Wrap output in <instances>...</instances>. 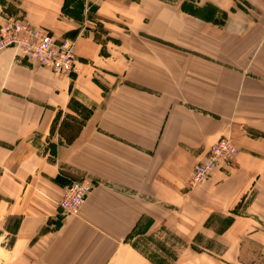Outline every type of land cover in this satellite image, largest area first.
I'll list each match as a JSON object with an SVG mask.
<instances>
[{"label": "crops", "instance_id": "1", "mask_svg": "<svg viewBox=\"0 0 264 264\" xmlns=\"http://www.w3.org/2000/svg\"><path fill=\"white\" fill-rule=\"evenodd\" d=\"M9 15L73 41L78 72L0 52V264H163L161 231L220 247L180 264H264V0H0ZM222 137L240 152L189 190Z\"/></svg>", "mask_w": 264, "mask_h": 264}, {"label": "built area", "instance_id": "2", "mask_svg": "<svg viewBox=\"0 0 264 264\" xmlns=\"http://www.w3.org/2000/svg\"><path fill=\"white\" fill-rule=\"evenodd\" d=\"M22 31L26 39L20 36H10L12 33ZM15 48L30 60L51 68L58 75L74 70L75 51L68 40H58L48 30L23 25L18 19L10 18L0 26V51L9 45ZM229 137H222L210 148V156L196 164V171L192 179L202 180L211 175L214 165L232 161L238 154L230 148ZM223 152V153H222ZM222 153V154H220ZM94 187L93 182L88 178L85 181L71 183L67 186L59 200V208L68 216H78L83 205Z\"/></svg>", "mask_w": 264, "mask_h": 264}, {"label": "rangeland", "instance_id": "3", "mask_svg": "<svg viewBox=\"0 0 264 264\" xmlns=\"http://www.w3.org/2000/svg\"><path fill=\"white\" fill-rule=\"evenodd\" d=\"M10 18L18 19L23 25H26V24L30 25V23L28 21H26V19H24L23 17H18V16H15V15H13V16L9 15V16H7V19H10ZM36 28L45 30L42 27H36ZM14 35H17V36H20L21 35V38L22 39L23 38H25V39L27 38L26 37V34L24 32H22V31H17L16 33L10 34L11 37H13ZM68 41L71 43V46H72V48L75 51V44H74V42L71 41V40H68ZM7 49H16V48H15V45L13 44V45H9V46L5 47L1 51H5ZM74 59H75V67H74V70L67 71L65 73H60L58 75L55 73V71H53V73L55 74V76H57V77H59L61 79L62 78L63 79H65V78L66 79L72 78V75H74V74H76L78 72V70H77V64H76L77 63L76 56L74 57ZM41 66L47 67L45 65H41ZM47 68H49V67H47ZM229 139L231 141L230 143H232V144H231L230 148L228 149V152L230 150L234 149V150H236L239 153L240 152V149H239L238 145L231 138H229ZM222 153H220V154H222ZM206 156L207 157L210 156V149H208V151L206 153ZM196 164H195L194 169L192 171L191 178L187 182V186L186 187L189 190H193V189L197 188L198 186L206 183L207 181H209L211 179V175L207 176L205 179H202L200 181L197 180V179H195V178L192 179L193 173H195V171H196ZM230 164H231V161L230 162H226V163L223 162L221 165L216 163V165H214V171L213 172L218 171V170L219 171H222L223 169H225ZM86 179H88V177L77 178V179H74L71 183H77V182L85 181ZM71 183H69V184H71ZM259 188H260V190L262 192V190L264 189V184H262V186L259 187ZM259 188L258 187H255V188L252 189V192L251 193L254 194L255 198L259 194ZM147 237L149 238L150 241H153L154 244L151 247V249L156 254L157 258L159 260H162L163 261V264H171V262L173 263V259H175V258H176L175 260H177V263L176 264H180L178 262L177 257H176L177 249H178V251L179 250L181 251L183 249L184 250L187 249L188 247L185 244L186 242H180V241L177 240V238H175V237H177V235L175 233H173L171 231H167V232H162L161 231V232H158L157 235H153V236L151 235V236H147ZM147 241H148V239H147ZM171 243H174L175 246H176V248L175 247H172L171 246ZM165 245H167V248L164 247ZM188 249H191L192 256L193 255H197L198 256V254H199L198 252H204V254L205 253H211V254L214 255V254H217L220 251V247L219 246H215L214 242L212 240H210L209 238H207V236H205L203 234H200L197 237V240L195 241V243L191 247H189ZM191 264H198V263L191 262Z\"/></svg>", "mask_w": 264, "mask_h": 264}]
</instances>
